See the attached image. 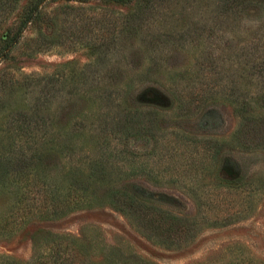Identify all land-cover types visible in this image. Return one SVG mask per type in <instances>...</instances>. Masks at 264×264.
Wrapping results in <instances>:
<instances>
[{"label": "rangeland", "instance_id": "obj_1", "mask_svg": "<svg viewBox=\"0 0 264 264\" xmlns=\"http://www.w3.org/2000/svg\"><path fill=\"white\" fill-rule=\"evenodd\" d=\"M35 1L16 0L0 39ZM245 2L235 23L219 24L218 13ZM263 4L47 0L18 47L0 60V155L13 142L25 144L21 115L33 100L51 98L56 133L38 137L55 145L60 160L56 152L43 160L56 177L47 182L67 184L68 169L88 168L103 151L109 175L94 187L92 205L45 220L23 216L25 207L40 206L39 197L0 185V264L50 255L46 241L56 235L73 239L91 264H109L112 252L139 264H264V146L234 142L238 108L264 111V78L251 71L253 62H264V9H256ZM122 22L138 30L134 36L120 34ZM102 46L107 68L99 67L96 80L89 69ZM135 115L139 133L118 128L122 116ZM114 186H136L151 207L189 224L187 236L171 242L147 229L112 203Z\"/></svg>", "mask_w": 264, "mask_h": 264}, {"label": "trees", "instance_id": "obj_2", "mask_svg": "<svg viewBox=\"0 0 264 264\" xmlns=\"http://www.w3.org/2000/svg\"><path fill=\"white\" fill-rule=\"evenodd\" d=\"M46 1L47 0H36L31 9L27 12L23 11V16L17 21L14 28H8V30H6L0 39V60L6 59L18 47L27 26L31 23L37 22L40 18L42 5ZM100 1L118 5H129L134 0ZM15 2L16 0H0V26L6 22L8 16L13 12L12 7ZM247 4L250 6L251 2L248 1ZM242 6L243 8L237 11L222 10L221 13H218L217 21L219 24L225 26L235 23L236 20L233 17L241 15L242 12H244L246 2L242 4ZM257 8L260 10L264 9V7L260 5L256 7V9ZM134 20L135 19L132 21V25L137 23ZM122 25L125 27L122 28L120 34L125 33L126 35L129 34V36H134L138 31L133 26L126 28L128 25H125L123 22ZM125 34L122 35L124 36ZM100 48L103 49L98 55L99 57L96 64L89 69L91 70V73H93L92 79L96 80L99 78V76H97L99 67L105 66L104 69L107 68L108 62L107 57L109 53L106 54V50L103 46ZM251 71L254 76L263 79L264 62L260 64L253 62L251 65ZM30 85L31 84H29V86ZM44 98L47 97L44 96ZM50 99L51 98H47L43 101L42 98H36L33 100L30 110L21 115V117H25L26 120L24 129L28 137L25 139V144L23 146H18L13 142L9 149L0 155V185L6 184L8 188L12 187L14 190L13 192L16 193L20 190L22 198L23 195H25L26 198L28 193L32 192L33 197H39L38 203L41 202L40 206L34 205L33 208L25 207V209H23L24 218H28L32 215L33 217L41 218L43 220L52 219L54 217H59L62 212H65L68 209L70 210L85 205H92V196L95 194L93 192L94 187L99 182H107V175H109V158L107 157L108 154L103 151V153L97 154V157L93 159L94 163L89 164L88 168L80 165L68 169L70 177L69 181L66 182L67 184L56 180V185L53 186L47 182V180L50 181V178L54 180L56 177L51 175V171L46 172L44 170L46 165H44L43 160L47 158L48 155H53L55 152L56 161L60 160L55 145L53 146V143H49L46 140H44V143H41V140L38 137L43 134L45 136V134L56 133V127L53 124L55 112H52L53 109L51 107L52 103ZM137 99L138 97L136 100ZM247 111L248 103H244L238 108V112L241 116V123L234 136V142L244 144L248 142V140H253L255 141L254 144L264 146V111L258 115H249L246 113ZM34 116L37 118H33ZM136 119H138L136 115L132 117L122 116V119L117 124L118 128L123 130L127 129V125H131V130H134L135 128L136 133H139L141 129L136 124ZM17 120V118H14V122H17ZM132 135L136 136L137 134L132 132L131 136ZM125 137H127V135H125ZM100 140L101 139L95 140V143L99 148L103 145V142ZM211 147L215 150L219 149V146L216 145ZM111 153L115 152L111 151ZM204 154L207 158H210V161L211 158L213 160L212 155H207L205 152ZM203 156L204 155H199L195 158V161H203V158H201ZM133 187V189L131 188L132 190L120 189L118 186L110 187L112 189H109L108 193L114 190L110 194V200L124 213L131 214L137 218L138 216L142 218L141 222L145 224L147 229H151L154 232H160L165 235L167 240L170 239L171 242L182 241L187 236L189 224L170 214H165L154 209L150 206L148 201H146V197L144 198L142 195L138 194L136 186ZM40 197H45L47 200H50V207L45 203L46 201H43L42 199L40 200ZM16 221H12V224L16 228L21 229L24 224ZM10 227H12V225H10ZM4 230L8 231V226H4ZM11 230L12 228H10V231ZM46 243L50 245V255H47L46 257L43 255L35 262L27 264H91L88 254H86L81 247L69 237H60L56 235V237H53L52 239L49 238ZM113 256L115 257L116 253H110L111 259L109 264H139L135 259H131V257L121 255L119 258L115 259L117 256L115 258ZM2 261V264H16L15 262L6 259H2Z\"/></svg>", "mask_w": 264, "mask_h": 264}]
</instances>
